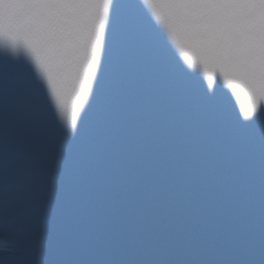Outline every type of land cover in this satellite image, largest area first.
<instances>
[{
  "label": "snow or ice",
  "instance_id": "6c2138e0",
  "mask_svg": "<svg viewBox=\"0 0 264 264\" xmlns=\"http://www.w3.org/2000/svg\"><path fill=\"white\" fill-rule=\"evenodd\" d=\"M0 49V264H264V0H0Z\"/></svg>",
  "mask_w": 264,
  "mask_h": 264
}]
</instances>
